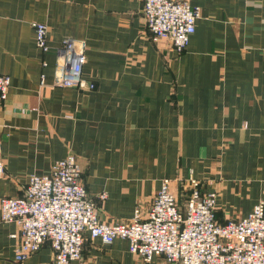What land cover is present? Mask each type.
Listing matches in <instances>:
<instances>
[{
  "label": "crops",
  "instance_id": "obj_1",
  "mask_svg": "<svg viewBox=\"0 0 264 264\" xmlns=\"http://www.w3.org/2000/svg\"><path fill=\"white\" fill-rule=\"evenodd\" d=\"M189 1L201 15L178 52L154 40L140 0H0V74L12 80L0 98V199L22 195L31 173L69 153L107 222L147 211L165 177L194 175L202 191H216L223 223L264 199V0ZM38 21L49 27L48 52L36 42ZM66 38L85 47L93 88L57 84ZM182 188L172 183L180 202ZM19 229L0 209V264H18ZM53 253L48 241L22 264H51ZM83 257L173 264L144 261L124 238L87 236Z\"/></svg>",
  "mask_w": 264,
  "mask_h": 264
},
{
  "label": "built area",
  "instance_id": "obj_2",
  "mask_svg": "<svg viewBox=\"0 0 264 264\" xmlns=\"http://www.w3.org/2000/svg\"><path fill=\"white\" fill-rule=\"evenodd\" d=\"M154 40L167 39L184 51L196 31L200 8L189 0H140ZM38 47L48 52L49 27L34 22ZM62 56L57 84L93 88L83 76L85 47L72 38L59 48ZM11 77L0 74V98L6 99ZM5 171L0 141V173ZM183 202L165 177L151 206L136 207L128 221L101 220L97 204L82 182L78 157L69 153L54 162L47 173H31L22 195L0 199L1 220L17 221L20 242L15 261L21 263L50 242L54 253L51 264H84L86 237L111 244L117 238L129 241L132 253L150 262L163 255L173 264H264V199L238 219L225 223L216 217V191L204 192L199 178L185 180ZM108 197L106 190L97 194ZM14 235V236H16Z\"/></svg>",
  "mask_w": 264,
  "mask_h": 264
},
{
  "label": "rangeland",
  "instance_id": "obj_3",
  "mask_svg": "<svg viewBox=\"0 0 264 264\" xmlns=\"http://www.w3.org/2000/svg\"><path fill=\"white\" fill-rule=\"evenodd\" d=\"M245 126H248V124L246 123ZM171 179H172V178H171ZM172 180H173V179H172ZM177 183L181 184L182 187H185V184H186L185 181H184V182H183V181H180V182H179L178 180H175V181L173 182V185H174V184H177ZM184 196H185V191L182 190V191H181V197H183V199H184ZM96 204H97V203H96ZM25 261H26V260H25ZM25 261H23V262H21V263H18V264H22V263H24Z\"/></svg>",
  "mask_w": 264,
  "mask_h": 264
}]
</instances>
